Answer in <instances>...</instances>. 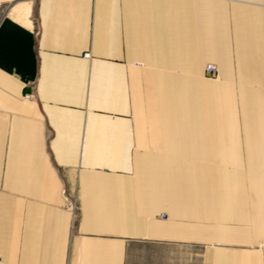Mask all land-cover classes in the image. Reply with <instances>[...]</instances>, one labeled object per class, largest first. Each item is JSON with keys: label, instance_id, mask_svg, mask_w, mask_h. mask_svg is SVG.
I'll return each instance as SVG.
<instances>
[{"label": "crops", "instance_id": "crops-1", "mask_svg": "<svg viewBox=\"0 0 264 264\" xmlns=\"http://www.w3.org/2000/svg\"><path fill=\"white\" fill-rule=\"evenodd\" d=\"M0 264H264V0H0Z\"/></svg>", "mask_w": 264, "mask_h": 264}, {"label": "built area", "instance_id": "built-area-1", "mask_svg": "<svg viewBox=\"0 0 264 264\" xmlns=\"http://www.w3.org/2000/svg\"><path fill=\"white\" fill-rule=\"evenodd\" d=\"M85 56H88V54L86 53ZM205 71L208 74V76H210V77H214L217 74V68H216V66L214 64H207L205 66ZM32 97H33L32 94H25L24 95V98L25 99H30ZM66 205L70 209L71 213L74 215L75 214V211H76V203L75 202L66 203ZM160 217L161 218H164V214H160Z\"/></svg>", "mask_w": 264, "mask_h": 264}, {"label": "rangeland", "instance_id": "rangeland-1", "mask_svg": "<svg viewBox=\"0 0 264 264\" xmlns=\"http://www.w3.org/2000/svg\"><path fill=\"white\" fill-rule=\"evenodd\" d=\"M72 202H75L76 203L74 197H72L71 199H69L68 201H66V203H72ZM73 216H75V214Z\"/></svg>", "mask_w": 264, "mask_h": 264}]
</instances>
